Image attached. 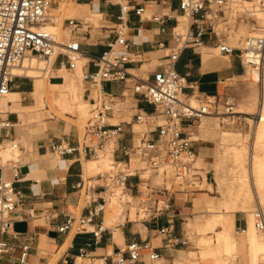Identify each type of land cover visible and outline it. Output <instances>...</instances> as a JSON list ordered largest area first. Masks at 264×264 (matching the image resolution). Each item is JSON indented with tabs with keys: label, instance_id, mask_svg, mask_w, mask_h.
Here are the masks:
<instances>
[{
	"label": "crops",
	"instance_id": "1",
	"mask_svg": "<svg viewBox=\"0 0 264 264\" xmlns=\"http://www.w3.org/2000/svg\"><path fill=\"white\" fill-rule=\"evenodd\" d=\"M51 1L52 11L69 10L74 15L73 19L83 21L75 33L84 53L79 62L82 72L95 71L92 64L93 58L107 51L109 45L115 41L116 28L120 23L119 18L123 15L122 8L128 7L129 11L124 14V17L126 37L131 44V62L127 65V69L132 77L127 82L103 84V88L108 93L117 96L122 103L126 104L127 100H130L131 103L128 108L120 111L121 120L119 123L122 124L123 134L116 142L112 141L108 146L110 148L112 145L111 155L113 156L114 152L115 160L122 162L121 165H126L127 157L124 155V148L131 149L136 146L137 139L140 141L143 135L149 140L158 141V126L163 123V118L158 115L155 117V107L140 96L133 94L132 88L136 83V79L133 77L150 83L153 81L154 74L161 71L167 64L166 55L169 53L167 46L171 40L172 30L177 26L179 29L182 23L180 20L188 18L180 11L181 0H126L125 4L114 0ZM137 9H144L141 16L136 14L135 10ZM155 18H159V21H156ZM219 19L218 28L225 24H231V22H237V17L232 16L228 18V22L227 19L224 21ZM188 21L190 25L191 19L188 18ZM49 24L58 25V23ZM64 26H66L65 22ZM244 26L246 25L241 26L238 30H246L247 26ZM210 51L216 54L220 53L217 42L206 37L201 47L184 51L177 61L176 71L185 80L182 90L184 96L195 99L196 95H199L214 99L213 97L219 94L221 84L234 77L244 75L245 72L237 55L221 54L220 58L211 55ZM162 52L166 54L156 61V56ZM226 57L229 59L227 60ZM79 67L73 73H76ZM52 71L62 72V77L56 75L53 78L55 81H63L51 82L50 78L53 75L49 77V80L20 77L33 80L30 95L34 96L37 102H41L40 105L48 112L50 117L48 119L56 118L51 113L48 100L60 97L62 90L56 88L55 85L64 84V75L69 74L67 66H60L58 62L51 68ZM48 86L57 89L58 92H48ZM82 91L79 85L78 102L87 104V101L89 102L87 86L84 87L83 93ZM263 92L264 89H260L257 99V114L260 117L255 120L254 132L256 134L259 129L264 131V125L261 127L262 115L260 113ZM26 93V89L13 90L6 99V103L0 101V109L4 108L3 112L10 113L9 118L13 124L9 130L0 131V145L6 149V146L16 142L20 147L18 152H21L18 163H11L8 166L0 165V175L14 182L16 190L20 193V204L13 215L11 229L6 234H0V240L11 246V250L0 257V264H20L21 248L26 245L30 248L26 264H117L120 254L127 261L130 259L126 248L131 243H150L159 258L150 261L147 254L144 253L138 262H127V264H197L196 257L198 255L195 254V247L187 237L186 230L189 224H196L195 215L198 209L196 200L202 201L205 196L210 195L209 193H213V185V191L209 189L206 192L201 189H178L170 195H154L151 197L149 205L154 207L155 203H158L162 211L154 212L142 221H134L132 211L124 212L125 221L110 228L107 225L106 212L100 213L98 216L92 215L93 211L102 205L103 191L97 188L93 193L85 196L84 192L77 188L86 179L85 163L92 159L78 151L70 155L58 156L51 150V146L60 141H66L69 145L77 147L78 141L81 139L80 132L63 119L60 120L66 122L64 126L57 123L56 128H50L47 131H30V128L24 125L32 124L38 119L46 120V118L31 117V113L36 109V103L32 105L20 103L22 95ZM123 94L127 97L122 98ZM141 114L147 116L145 122L147 131L139 134L135 131V127H139L142 123L136 120V116ZM242 114L256 116L249 113ZM65 117L73 119L71 114H65ZM198 125L200 135L193 132L196 123H184L183 131L193 137L195 141L193 147L197 159H202L201 156L206 154L207 147L201 140L209 137L210 129L206 121L201 120ZM223 137L224 141L232 140L228 134ZM115 144H117V148L113 151ZM251 151L249 176L253 178V186L254 189L256 186L255 190L257 191L253 163L256 160L260 167H263L264 163L261 161V157L254 154L253 149ZM204 158L206 157L204 156ZM132 161L134 159H131V163ZM258 177V182L264 179L262 175H258ZM100 184H104V181H100ZM142 186L144 185L139 182L138 178H132L129 180L127 191L130 192L132 198L139 197V194L142 193ZM220 186L222 191V183ZM209 197L210 199L205 201V208L206 214L209 215L208 209L211 207L210 215L205 216L202 223H197V226L204 227V231L211 230L207 229V225L212 223L214 216L230 215L235 250L231 255H227L217 242V233L224 230L223 225L217 224L214 230H211L216 233L214 240L216 249L210 248L211 240L200 237V241L204 239L207 243L206 248L201 252L202 257L212 258L210 264H253L255 252L248 236L253 221H249L246 216L241 215L235 209V206H229L226 201L221 204L226 208L225 210L215 211L214 206L217 204L215 197ZM257 199L261 206L260 198L257 197ZM83 218L88 220L85 225L86 231L79 233L76 230V225ZM69 220L74 221L73 227L68 231L61 232L60 229ZM245 221H247V228L245 233H241L239 229L245 227ZM105 223L107 227H105ZM101 226L103 227L102 233L95 237L94 233ZM161 229H166V233H162ZM255 231L257 230L255 229ZM257 232L258 240L264 241ZM224 253L226 256L238 259L221 260L220 257ZM257 264H264V254L258 255Z\"/></svg>",
	"mask_w": 264,
	"mask_h": 264
},
{
	"label": "built area",
	"instance_id": "2",
	"mask_svg": "<svg viewBox=\"0 0 264 264\" xmlns=\"http://www.w3.org/2000/svg\"><path fill=\"white\" fill-rule=\"evenodd\" d=\"M241 1H251L264 12V0L180 1V11L188 16L191 22L185 33L179 32L178 26L172 30L171 40L167 46L169 51L166 55L167 64L161 71L154 74L153 81L150 83L133 77L136 79L132 88L133 94L155 107V117L158 115L163 118V123L158 126V141L149 140L143 135L139 144L131 149H123L127 157L126 169L117 171L119 163L122 162L115 160L109 171L88 177L78 185L77 188L83 191L85 196L90 195L97 188L103 191L102 205L93 211V216L104 214L107 197L116 196L117 191L127 190L129 180L132 178H138L149 191L147 194L149 202L151 197L157 194L170 195L178 189L197 190L198 183L202 182L203 178L195 167L197 159L193 147L195 141L191 135L183 131V124L199 123L203 117L210 115L211 108L216 104V96L213 97L215 102L210 97H205L198 107L193 106L190 102L191 98L182 94L185 80L178 74L175 65L184 51L201 47L207 37L217 42L221 54L237 55L244 72L255 78L258 87L263 89L264 34L247 37L238 48L223 42L215 28V24L219 21L218 17L224 16L225 11L231 10L233 5ZM51 8L52 1L49 0H0V99L9 91L20 89L19 86H15V83L22 78L14 76L13 69L29 57L36 56L48 66L52 64V68L58 62L60 66H67L69 71L77 69L84 53L75 33L83 21L68 18L64 21L66 26L64 23L62 26L66 34L61 35L58 31L48 32L41 26L51 22L49 13ZM128 11V7L122 8L123 15L119 18L115 41L109 45L107 51L93 58L92 64L95 71L83 74V81L87 85L90 117L84 134L78 141V146L73 147L66 141H60L51 146L54 154L65 156L78 151L89 159H97L107 143L116 142L123 134L121 123H110L118 112L116 106L120 99L108 93L103 88V84L127 82L132 77L127 69V65L131 62V44L126 37L124 14ZM135 11L138 16H141L144 9ZM155 20L159 21V18ZM250 21L258 25L255 19L251 18ZM52 80H54L53 77L50 78V81ZM126 97L125 94L122 95V98ZM227 113L230 114L229 109ZM9 115L10 113L0 109V131H7L13 127ZM136 120L145 123L147 116L146 114L137 115ZM11 144L14 149L20 148L16 142ZM132 156L139 157L145 164V168L132 169L130 166ZM18 161L17 159L10 162L18 163ZM139 171L149 173V176L144 177ZM152 176L161 178L162 186L154 185L151 181ZM100 181H104V184H100ZM19 195L14 182L0 175V234H6L11 229L13 215L20 204ZM143 209L145 213H151L148 217L154 212L162 211L158 203H155L154 207L149 205ZM252 216L255 229L264 235V208L259 207ZM86 223H88L87 219H80L76 225L77 232L86 231ZM73 225L74 221L69 220L60 230L68 231ZM246 228L247 221H245V227L239 231L245 233ZM102 231L101 226L94 233L95 237H98ZM161 232L166 233V229H161ZM10 250L9 243L0 240V257ZM29 251L30 248L27 245L21 248L20 264H26ZM126 252L130 255V259L127 261L120 254L117 264L136 263L144 253L150 261L159 258L150 243H131L126 248Z\"/></svg>",
	"mask_w": 264,
	"mask_h": 264
},
{
	"label": "rangeland",
	"instance_id": "3",
	"mask_svg": "<svg viewBox=\"0 0 264 264\" xmlns=\"http://www.w3.org/2000/svg\"><path fill=\"white\" fill-rule=\"evenodd\" d=\"M51 1V0H49ZM63 1H73V0H63ZM120 1L122 3H126V0H114ZM243 3L235 6L233 10L231 11H225V15L221 16V20L228 19V16L237 17V22L231 24H225L222 27L218 28V24H215V28L217 33L219 34V37L223 42H226L230 44L231 47H241L243 41L249 37L250 31H253V28L258 25H255L252 21L242 22L244 19L243 14L241 12V6ZM240 6V7H238ZM54 8V7H53ZM231 12V13H230ZM52 21L54 23H58L56 28L53 30V33L58 31L61 35L66 34L62 30L63 23L65 19L73 18L74 15L69 10H61V11H49ZM252 17V16H249ZM220 20V19H218ZM182 23L180 24V27L178 29L179 32L185 33L188 29L189 21L188 18L181 19ZM61 22V23H60ZM92 23H94L92 21ZM95 24V23H94ZM243 25L247 26V32L242 33L234 36L235 32ZM228 29V30H227ZM234 36V37H233ZM237 36H240L237 38ZM242 36V38H241ZM234 38V39H233ZM237 38V39H235ZM235 40V42H234ZM220 51V50H219ZM211 55L218 56L221 58V53L216 54L213 51H210ZM166 53L162 52L159 53L155 60L157 61L159 58L163 57ZM36 57V56H35ZM228 60L229 58L226 57ZM43 68L46 70V73L43 71L41 72V80L44 79L45 76L47 77H54V76H63L62 72H56L52 71V66L50 65L48 69H46V63L43 61ZM79 67V64H78ZM77 67V68H78ZM69 74H65L64 77H72L75 76L80 87L84 91V87L86 88V83L83 82V74L84 72L80 74L73 73L74 71H69ZM72 75V76H71ZM52 80L51 82H62ZM24 85H23V84ZM15 86H19L21 89H26L27 93L25 95H22L20 103L22 105H32L36 103V109L31 113V117H40V118H46V120L38 119L32 124H26L25 127L30 128V131H47L50 128H56V124H64L66 125V122L71 124V127H75L79 132L81 137L84 134L86 123L90 117V105L87 101V109L85 111H80L77 107L73 110L71 115H73V119L66 118L64 114L61 113H51L56 116L54 119H48L50 118L48 115V112L44 107L40 105L41 102H37L36 99H34V96L30 95V92L33 87V80L22 78L21 80H17L15 83ZM109 88V87H108ZM19 90V89H14ZM48 92H55L57 93V89H52L51 87H47ZM82 91V93H83ZM260 92V88L258 85H256L252 77H250L248 74L244 73L241 77H234L233 79L224 82L220 86L219 94L216 95V104L213 105L211 108V115H209V118L203 117L201 120L206 121L209 125V137L207 139H202V143H204V146L207 147L206 154H202V159L204 156L206 158L202 159H196L195 167H197L199 174L202 176L203 180L202 182L198 183L197 189H201L204 192L213 191L214 192L209 193V196L215 197V201L217 204L214 206L215 211H222L225 210V207H222V202L226 201L228 205L235 206V209L243 216H246L249 221L252 222L253 213L260 207L259 201L257 199L260 198L261 201V207L264 208V187H260L258 185V175L260 176V172H258V163L255 160L253 163V174L255 181L257 182V191L256 186L254 189L253 186V178H250V171H251V150L253 149L254 154L261 157V161L264 163V131H261V129L258 130L257 134L254 132L255 128V120L259 119V116L257 114L258 111V94ZM129 96V93L127 94ZM205 97H201L199 95H196V98L193 99L191 97L190 102L195 103L194 105L200 104V101H203ZM213 102H215L214 99H211ZM3 101V102H2ZM1 103H6V99H3ZM40 101V100H39ZM130 100H127L126 104L122 103L121 101H118L116 109L118 112L115 114V118H113L110 123L117 124L121 120L120 111L125 110V108H128L130 106ZM230 110V113L228 114L227 110ZM2 111H5L4 108L1 109ZM127 110V109H126ZM9 113V112H8ZM242 113H249L256 115L255 117L251 115H245ZM82 115H85L83 118H81ZM59 118V119H58ZM72 118V117H71ZM254 118H256L254 120ZM60 119L65 120L61 121ZM124 120V119H122ZM163 120V119H162ZM200 123V122H199ZM199 123H196L194 134L200 135V128L198 127ZM264 125V122L261 123V127ZM135 131L137 133H143L147 131V127L145 126V123H142L139 127H135ZM205 133V132H204ZM228 134L232 140L230 141H224V135ZM193 139V137H192ZM235 139V140H233ZM194 140V139H193ZM112 142V141H111ZM115 142V141H114ZM139 139H137L136 143L139 144ZM110 143V142H109ZM109 143H107L106 147L100 153V156L98 159H95V161H102L104 162L101 165L92 167L86 174L85 178L96 176L97 174L101 172H107L110 170V167L115 162L114 152L113 156L111 155V148H108ZM199 143V142H197ZM254 145V146H253ZM117 148V144L114 145L113 151ZM6 149L12 152L11 157H3L2 151L4 150V146L0 147V165L1 166H8L11 164L10 161H14L19 159L18 157L21 155V152H18L17 150H13L10 145L6 146ZM131 168L134 170H142L145 168V164L143 161L137 157L132 156ZM93 160V159H92ZM126 169V165L122 164L119 165L117 171H122ZM141 175L144 177H148L149 173H144L143 171H139ZM151 181L154 185L162 186V179L158 178L156 176L151 177ZM207 183L209 184L207 186ZM220 183H222V191L220 190ZM213 185V187H212ZM169 186V185H168ZM142 193L139 194V197H131V194L129 191H124L123 196V202H120L118 199L113 198L114 196L107 197V203H106V221L107 225L110 228L116 227L117 225L123 223L125 221V217L123 215L124 212H131L132 211V219L134 221H142L151 214L145 213L143 208L149 207L150 202L148 201L147 194L149 193L148 190H146L145 186L141 187ZM119 192L117 191V195L115 197L119 198ZM209 196H205L204 200H196V206H197V214L195 215V225L189 224L186 234L189 240L191 241L192 245L195 247V254L198 255L196 257L197 264H210L212 262V258L205 259L202 257V251L206 248L207 243L204 241V239L211 240V247L213 249H216L217 246L214 242L216 233L211 230L204 231V227H198L197 223H202L205 216L210 215V209H208V214H206V208H205V201L210 199ZM198 197V196H197ZM109 198H113L109 201ZM122 201V200H121ZM129 202V204H127ZM226 203V204H227ZM162 205V203H161ZM122 206V208H121ZM253 224V223H252ZM105 223V227H107ZM257 232V231H256ZM212 233V234H209ZM257 234L264 239V235L261 233ZM213 236V237H212ZM242 236V235H238ZM200 237H203L204 239L200 241ZM240 256V255H239ZM236 257V256H235ZM221 260L225 259L227 261H233L237 260L238 258H234L233 256H226L225 253L221 255ZM237 263V262H235Z\"/></svg>",
	"mask_w": 264,
	"mask_h": 264
},
{
	"label": "bare ground",
	"instance_id": "4",
	"mask_svg": "<svg viewBox=\"0 0 264 264\" xmlns=\"http://www.w3.org/2000/svg\"><path fill=\"white\" fill-rule=\"evenodd\" d=\"M241 3H243L241 6V8H242L241 12H242L243 17L245 19L242 22L247 21L250 23V19L253 17L259 21V26L254 27L253 31L248 32L249 35L253 36V35L264 34V12L261 9H259V7L256 6L251 1H241L238 4L233 5L231 10H233V8L235 6H237ZM238 7H240V6H238ZM231 10H229V11H231ZM249 16H252V17H249ZM219 18L220 17H218V19ZM228 18H229V16H228ZM52 20L53 19H51V22H48L45 25H42L41 28H43L44 30H46L48 32H53V30L56 28V26L53 24H49V23H54ZM257 20H256V22H257ZM227 22H228V19H227ZM257 24H258V22H257ZM244 27H246V26H244ZM246 32H247V28H246V30L245 29L237 30L235 32L234 36H236V34L242 35V33H246ZM237 38H239V40H240V36H237ZM237 38H235V39H237ZM241 38H242V36H241ZM234 42H235V40H234ZM232 43L230 42V44H232ZM43 65L44 64H43L42 59H39L38 57H35V56L29 57V58L25 59L23 61V63H21L18 67H15L13 69V75L16 77H28V78H33V79H41L42 77H41L40 73L43 71L45 72V74L47 73L46 70H44ZM46 65H47V63H46ZM50 65L52 66V64H50ZM48 68H49V66L47 65L46 69H48ZM77 73L78 74L82 73L81 65H80L78 71L76 72V74ZM44 79L49 80V77L45 76ZM252 80L256 84V79L252 78ZM55 87L62 90V93H61L60 97H58L57 99H55V100L49 99L48 100L49 108L54 114L55 113H61L64 115L65 114H71L73 112V110L75 109V107L80 109V111H85L87 109L86 103H79L78 102L79 101V98H78L79 83H78L75 76H72L69 78L66 77L64 84L55 85ZM12 91L13 90L9 91L6 96H4L2 99H0V101H2L3 99H7ZM262 96L263 97H262V104H261V108H260L261 109L260 113L262 115V122H264V92H263ZM194 104L192 103L193 106H197ZM229 110H231V109H229ZM230 114H233V113L231 112ZM84 116L85 115H82L81 118H83ZM258 116L260 117V115H258ZM9 145L13 150L19 151V148L14 149L13 144H9ZM0 147H2V146L0 145ZM2 152H3L2 153L3 157H11L12 156V152L9 151L8 149H4ZM103 163L104 162H102V161H95V160L88 161L85 163V171L88 172L92 167L101 165ZM119 164L121 165V163H119ZM111 167H110V169H111ZM258 170H259L258 172L261 173L260 175L264 176V166L263 167L259 166ZM258 185L260 187H264V179L262 181H259ZM119 196L120 197L117 198L114 195L113 198H116L120 202H123L124 191H122V192L120 191ZM113 198H109V201ZM127 204H129V202ZM121 208H122V206H121ZM252 221H253V218H252ZM217 224L223 225V227H224V230L222 232L217 233V242L223 247V250L226 251L227 255H231L232 252L235 250V239L231 233L232 217L230 215H220L218 217L214 216L212 218V223H209L207 225V229L214 230V228L216 227ZM253 225H254V223L250 225L248 236H249V239L252 243V246L254 247V252H255V258L253 260V264H257L258 263V255L264 254V241L258 240L257 235H256V231H255V228Z\"/></svg>",
	"mask_w": 264,
	"mask_h": 264
}]
</instances>
